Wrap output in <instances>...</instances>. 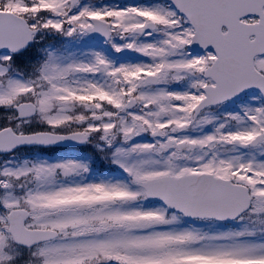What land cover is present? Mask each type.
<instances>
[{
    "label": "snow or ice",
    "instance_id": "1",
    "mask_svg": "<svg viewBox=\"0 0 264 264\" xmlns=\"http://www.w3.org/2000/svg\"><path fill=\"white\" fill-rule=\"evenodd\" d=\"M0 264H264V0H0Z\"/></svg>",
    "mask_w": 264,
    "mask_h": 264
}]
</instances>
